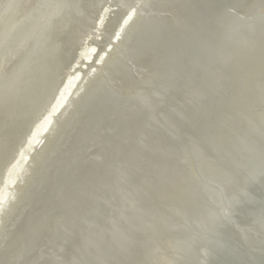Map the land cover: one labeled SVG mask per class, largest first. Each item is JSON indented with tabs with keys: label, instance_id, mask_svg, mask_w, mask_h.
Returning a JSON list of instances; mask_svg holds the SVG:
<instances>
[{
	"label": "bare ground",
	"instance_id": "bare-ground-1",
	"mask_svg": "<svg viewBox=\"0 0 264 264\" xmlns=\"http://www.w3.org/2000/svg\"><path fill=\"white\" fill-rule=\"evenodd\" d=\"M64 1L0 0V264H204L264 175V0H103L48 78Z\"/></svg>",
	"mask_w": 264,
	"mask_h": 264
},
{
	"label": "water",
	"instance_id": "water-1",
	"mask_svg": "<svg viewBox=\"0 0 264 264\" xmlns=\"http://www.w3.org/2000/svg\"><path fill=\"white\" fill-rule=\"evenodd\" d=\"M67 1L68 0H65L64 2L66 6L68 5L69 8H63L61 7L62 5H60L59 9L55 8L52 11H50L51 14L49 18H51L52 22L51 24L50 22L47 23V27H43V31H41L37 44L34 47V51L38 54L41 51V49L44 47L43 42L45 39L44 36L46 32L48 33L49 30H51L54 27L55 25L54 22L57 19L66 21L67 18H69V20L70 18H73L74 22L71 23L70 26L66 25L67 28L64 30L65 33L64 35H62L61 40L55 43V46H54L56 47L55 54L51 55L50 57L52 59L53 56H56V57H53L55 59L54 61L55 63L52 62L47 65L48 78L52 77L54 73H55L54 77H57L58 71L61 72V74H63V70L60 71V66H63V64L65 65L67 63V60L72 59L73 51L75 47L78 45V42L80 40L79 37L84 32L87 31L83 27L79 28L78 37L73 40L74 32H71L72 28H73V31H75V29L77 28V26H75L76 24L79 25L81 22H86L88 19L91 21L93 18H95L97 16L98 9L101 7V5L104 2L103 0H76L78 3L69 2V1L67 3ZM109 1L116 2L117 0H109ZM147 11H148V8H147ZM134 16H135V13H133L129 17V20L123 25L124 27L120 33H123V30H126L128 25L131 24V20H133ZM110 17H113L112 13ZM121 37H122L121 35H118L116 38L113 39V42L116 43V41L120 39ZM61 56L65 59H63ZM38 57H41L42 59L38 58L36 62H39L40 60L43 61L45 57L48 58L47 55L46 56L38 55ZM179 68L180 69H178L179 70L178 74L183 75V73L187 69L186 65H180ZM196 73L201 74V72L199 71ZM30 90H31V87L28 89V92H30ZM9 112L10 114L13 113L11 110H8V111H5L4 114L8 116ZM10 117L11 115H9V118ZM11 120H12V117H11ZM18 120H20V118L16 117L17 122ZM32 120L33 119H31L30 121ZM56 120H57V123H59L58 117H56ZM0 122H1L0 123V127H1L3 125L2 119L0 120ZM103 122H104L105 127L107 128H110V127L112 128L114 127V129L117 128L116 127L117 123L112 124L111 120L106 119V120H103ZM6 127H9V125L6 124ZM9 133L10 131L5 129L3 125V127L0 130V136L2 138V140H0V161L4 157L3 155L6 153V151L10 150L11 147L9 148V146L13 142V139L11 141L10 139H7L6 143L3 141L4 138L8 136ZM107 135L108 137L111 136L109 133ZM113 138L114 136L110 137L111 140H113ZM45 142L46 141H43L39 145L38 148H40L43 145V143L45 144ZM121 152L122 151H120V153ZM263 152H264V147H263ZM85 154L91 155L92 154L91 149L89 150L88 148L78 147L76 150H74V153L70 157V159H68V162L69 161L70 162L67 166L73 167V168L75 167L74 169L77 171V173L79 172V174L85 173L87 177H92L95 174L99 173V168L102 165L101 164L97 165V164L100 162L101 159L96 158V155L92 154V156L94 157V160L92 158L90 162L86 163V162L81 161L82 155H85ZM171 155L172 153L169 154V156ZM72 159H76V161L75 160L73 161ZM119 161H120V154H119L118 160L116 161L115 168H111L112 163L109 162L110 163L109 169L104 171V173L106 172L105 174L106 178L113 177L117 173L118 171L117 164ZM88 164H89L90 169L88 168ZM118 168H121V167L118 166ZM71 169L72 168H70L69 170ZM88 169H89V172L87 174V172L85 171H87ZM57 173H54V175L58 176ZM62 175H63V172L62 174H60V176ZM262 176H263L262 179H257V181L253 184V186L250 187V190H248V193L239 196V200H240L239 207H241V209L239 211L235 209L232 219L230 217H229L230 219H228L229 223L231 224H232L231 220H233L235 224V230H236L235 233L231 232V234L228 233V235L224 234L221 238L225 239L226 244L222 245L221 244L222 242H220L219 245L217 244L216 248H214L215 247L214 246L213 248L209 249V251L211 250V252L209 256L204 260V264H264V175ZM23 177L24 176H21L20 179ZM81 177H83V175H81ZM94 183L95 182L93 183L89 182V184L86 187L87 190L95 189V186H93ZM76 187H79V185H77ZM108 215L115 217L113 213L108 214ZM87 219H89V217ZM89 220H94V219H89ZM82 233H84V231ZM62 244H64V242ZM252 244H254V246ZM260 245H263V248H260L259 247ZM206 252L208 251L206 250Z\"/></svg>",
	"mask_w": 264,
	"mask_h": 264
},
{
	"label": "rangeland",
	"instance_id": "rangeland-1",
	"mask_svg": "<svg viewBox=\"0 0 264 264\" xmlns=\"http://www.w3.org/2000/svg\"><path fill=\"white\" fill-rule=\"evenodd\" d=\"M99 38V37H98Z\"/></svg>",
	"mask_w": 264,
	"mask_h": 264
}]
</instances>
